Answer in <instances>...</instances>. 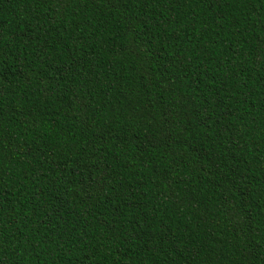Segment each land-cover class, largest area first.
<instances>
[{"label": "trees", "instance_id": "obj_1", "mask_svg": "<svg viewBox=\"0 0 264 264\" xmlns=\"http://www.w3.org/2000/svg\"><path fill=\"white\" fill-rule=\"evenodd\" d=\"M0 264H264V0H0Z\"/></svg>", "mask_w": 264, "mask_h": 264}]
</instances>
